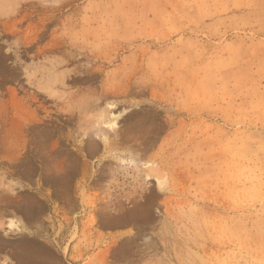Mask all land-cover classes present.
<instances>
[{
    "label": "rangeland",
    "instance_id": "rangeland-1",
    "mask_svg": "<svg viewBox=\"0 0 264 264\" xmlns=\"http://www.w3.org/2000/svg\"><path fill=\"white\" fill-rule=\"evenodd\" d=\"M29 262L264 264V0H0V264Z\"/></svg>",
    "mask_w": 264,
    "mask_h": 264
},
{
    "label": "bare ground",
    "instance_id": "bare-ground-1",
    "mask_svg": "<svg viewBox=\"0 0 264 264\" xmlns=\"http://www.w3.org/2000/svg\"><path fill=\"white\" fill-rule=\"evenodd\" d=\"M19 128H21V125L19 126ZM20 145V144H19ZM9 225L12 226H17V223L10 221ZM26 255V254H25ZM29 256V255H28ZM46 260V259H45ZM28 264V263H27Z\"/></svg>",
    "mask_w": 264,
    "mask_h": 264
},
{
    "label": "crops",
    "instance_id": "crops-1",
    "mask_svg": "<svg viewBox=\"0 0 264 264\" xmlns=\"http://www.w3.org/2000/svg\"><path fill=\"white\" fill-rule=\"evenodd\" d=\"M30 254H31V252H30ZM32 255V254H31ZM49 263H50V261H49ZM29 264H31V262H29Z\"/></svg>",
    "mask_w": 264,
    "mask_h": 264
}]
</instances>
